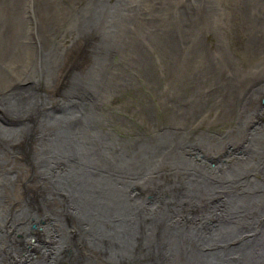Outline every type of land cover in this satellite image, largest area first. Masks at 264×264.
I'll list each match as a JSON object with an SVG mask.
<instances>
[{"label": "bare ground", "instance_id": "6f19581e", "mask_svg": "<svg viewBox=\"0 0 264 264\" xmlns=\"http://www.w3.org/2000/svg\"><path fill=\"white\" fill-rule=\"evenodd\" d=\"M74 1L78 4V6L74 7L71 4V7L64 13L65 15L63 17V19L67 18V13L75 14L77 16L76 19H72L71 23V31L74 35H70L68 28L67 30H63L64 24L66 22L63 25H59L58 27L53 26L52 28H47V30L49 29V32L46 31L48 32V34L54 31V35H52L49 40L55 42L56 39L60 37V44L56 42L55 48H50L51 50H49L50 53H53L52 59L50 60L51 64H49V66L44 69L43 73L40 67L38 68V66L36 65L35 75L30 78L31 83L22 87H18L14 90L13 88H15L16 86L10 85L11 87L8 90L9 92H0V225L5 228L3 223L8 221L9 230L11 229V232L16 230L17 222L21 216L20 207L22 200V185L24 181H26L30 176L31 171L34 169V162L45 161L49 159L50 163L53 162L54 165L58 166L61 164L62 158L67 160L65 154L67 148L70 146V143L73 140L74 133H76L74 131L75 129L77 130L78 126H83L82 122L86 118L85 113L90 110V108L86 111L76 110L65 113L66 101L70 96V91L67 88V85H72L73 83L78 81L75 74L77 68L75 65L76 62L85 65L84 68L87 72L88 66L91 68V77L95 76L94 81L98 82V87L96 86L97 91L94 102L95 105L99 106L100 112L104 114L107 107H109L108 103L110 102V98L114 95V93L121 89H125L120 86V83L125 80L124 78H128L130 80L129 82L133 84L128 86L132 89L137 88L138 90H140L139 87H142V85H152V87L156 88V90L160 89L162 91L161 87H163L164 83L162 81L156 80L159 70L153 63L152 56L150 57L149 55L143 54L144 50H149V46L151 49H153V52L157 55V57H165L166 60V58L169 56L168 54H170V56L172 55L170 57V60L166 61V65L164 66L166 67L165 71H168L172 83L174 84L168 88L170 90V92L168 93L169 95L165 96L164 98L161 97V95H154L159 96L164 100L162 102L158 101L159 103L157 105H152L151 107H153V109H156V107L159 105L161 107L168 108L171 105V107L175 109V119L173 121L172 119H170L166 123L165 121H162L163 123L158 122L157 124H153L154 122L152 123L151 121H143V125L148 128V132H150L151 135L157 129L164 133H158L156 136H149L146 133L145 137L149 140V142L148 140L146 142H142V140V143L138 144V146L134 149H137V151L135 152H137L138 154H142L143 152L142 155L138 156V160L140 161H136V163L130 165L131 167L121 166L119 170L123 173L126 172L127 175H125L128 178L134 180L137 176H140L141 173H143L142 170L143 168H145V166L148 165L149 167L151 165H149L151 158L154 160L161 152L172 154L173 158L176 159V161L173 160V162H170L172 163L171 165H174L172 170L178 172L177 174H175V176L179 178L182 184H200L210 190L211 193L208 196L210 199V203L212 204L209 205L208 210H205V212L199 211V213L196 214L199 216L204 215L209 219V221L217 222L218 228H216L217 231L213 233L203 232V234L200 235V241H203V239L209 238L210 236H215L217 234H219L221 240L225 241L222 237L224 233L222 230H225L228 226L234 225L241 213H243L245 209H249L242 206L241 203L245 202L241 200L239 193H245L244 190H247V192L245 193L246 195L247 193L252 192L256 195H260L262 194L264 188L259 187L258 192H256V189L254 187L243 189L241 185L248 187L249 184H244L245 180L243 181L242 178L241 180L235 181L236 177L242 176L243 170H240L238 172L237 170L229 168L230 165H233V162L230 160L236 157L235 159H237L239 162H242L239 159L240 156H247L246 150L244 148L241 151L237 152L228 151L227 149L220 152L219 143H216V140L211 141L209 139V142L203 143V141L199 139H193V137H191V131L196 126V123L198 122L199 124L201 118L204 117L202 115L204 112H206L207 114L208 111H213V120L208 122L209 126H207V128L210 126H216L218 127V129H220L221 135H227L226 140L223 137H220L218 139L223 143L224 146L232 143L235 150L240 149L243 139L246 138L250 140L251 144L255 143L258 144V147H264V139L262 135L263 124H261L262 126H259L255 121L258 119L260 104H256V102L254 104L250 98V89L255 83L253 80H250L249 76L247 75L248 73L253 72L256 68L250 66L246 67L245 63L243 65L239 64L242 61H238L237 63L236 58L233 57L234 51L232 50L229 43H225V40H222L221 43L218 42L217 47L213 52L210 49L211 45L207 42L208 36H213L214 32V30H212L209 25L215 21L222 23L223 18H219V16H223L226 11L222 8L220 9L219 3L224 2L218 0L215 1L214 4V2L206 3L204 0H163V2L159 3L158 0H142V2L151 3V7L145 10H140V6L138 7V4H141L140 0H115V2L113 3L112 0H70L71 3ZM83 1H88L86 3V7H82ZM232 1L238 5L237 10L239 8L238 13L239 15H241V20H243L244 22L243 27L248 29L250 28L251 30L252 28H254V21H256V26H259L258 23L264 25V22L258 19L259 14L262 13L264 15V0ZM206 5L208 7L209 13H202L201 9ZM25 9L26 17L29 20L31 11L28 9L27 2L25 4ZM161 10L165 11V16L162 17L161 22L168 24L171 21L173 15L176 13L184 17V19L181 21L182 23H184L185 25H192L191 28L193 30L202 31V35L200 36L196 45L190 32L188 33L191 35V37L187 34L180 37L176 33H170L166 37V39L169 40L168 43L160 48V42L156 36L157 32L159 31L156 27V24H158L159 22L153 20V17L155 14H159ZM187 13H190V15H187ZM33 18H35V16ZM60 18L61 20H63L62 17ZM130 20H132V23L129 22ZM226 27L227 26L225 24L221 26L222 30L226 29ZM31 28L32 25L30 24L29 30H31ZM214 29L216 33V31H218V27ZM75 31L77 32L76 34ZM218 32L217 36H220ZM217 36L215 35L216 38ZM222 36L224 37L225 34L222 33ZM76 37H78L79 43L88 42L98 46L99 56L93 59L91 55V49H93V46L88 45V56L80 55L77 59L72 58L73 53L71 52V49H69L70 46L66 43L68 42V40L73 42ZM184 44L187 48L186 54L184 58H181L182 54H184ZM247 44L248 46L245 47L246 51H251L250 47H252L251 45L255 44V42L254 40H252V38H248ZM256 45L255 48L252 47V49H254L253 52H261L263 50V46L261 45L260 47H257ZM114 50H117L118 52H114ZM196 54L200 55V57H198L200 58L199 60H197ZM116 56L119 57V60L115 62L113 61V59ZM43 58L44 56L41 57L40 61ZM106 67H108L107 73L105 72ZM72 69L75 71H73ZM87 72H85L86 75ZM134 72L139 74L136 75L137 77L141 76L144 81L142 84L141 82H132V76H134ZM42 75L45 76L46 84L38 81V79L41 78ZM196 81L200 90L196 88ZM124 86H126V84ZM40 88L45 94L44 98L37 95V91ZM259 88L262 89V86H259ZM261 91L262 97L264 93V87ZM196 101H203V104H201L202 106L197 105ZM57 106L59 107L55 110V107ZM82 107L86 108V105H82ZM54 110L57 112H55ZM184 111H186L187 116L186 118L184 116V119H180V113L182 114ZM93 114L94 111L90 112L87 116L92 117ZM115 118L116 114L112 113L110 115V120L114 122ZM100 122H104V120H102L101 118ZM125 123H128V121ZM220 124L222 125V128L219 127ZM67 125H71L70 130L65 129L64 126ZM250 126H252L251 131L247 133ZM234 127L235 132L233 130ZM257 129H259V132H256ZM135 132L136 131L133 132L134 135L136 134ZM206 136L208 135L206 134ZM75 137L74 139H76ZM23 145L24 148H22ZM220 153L224 155V159H222ZM194 155H199L202 158L208 157L210 159V162H212L213 168L206 167L205 165L202 166L201 163L194 160ZM213 156H218V158H215L216 161H214ZM183 157H186L188 161L183 160ZM76 160L77 159H75V161ZM224 167H226L225 170ZM234 173H236L234 175L236 177L233 179L232 184L226 183L227 181L223 180L224 177L226 178L225 174H228L230 177H232V174ZM22 174H24V176H22ZM215 175L223 177L217 178L220 179L223 184L215 179ZM119 184L120 182L118 183V185L113 182V187H115V189H119L120 187H122ZM89 187L90 186L88 184L87 188ZM190 188L193 192L191 191L192 193H190V195L186 196L185 198L189 200V202L200 203V205L205 204L201 203V198L203 197H201L194 191L195 186H191ZM220 189H228L230 190V194L226 196L225 193L220 192ZM232 193H234V199L232 198ZM44 195H50V191H42L39 194V196H41L40 198H43ZM225 197L228 199V201ZM231 200V205H233L232 209L229 208V203ZM25 201H27V199L24 200V203ZM24 203L22 204V208L26 205ZM27 203L28 205L32 204V201L30 200V203L27 201ZM116 203L117 205H119L118 210L123 211L125 213V217L129 214L128 217L131 218L130 222L123 223L127 226V233L136 236V224H138L142 219L137 214V208H131V206L127 205L126 201L120 198H118ZM226 205L227 208H225ZM172 207H174L173 204L168 205V210L167 212L165 211L164 218L171 219L172 216L177 213L176 210L175 213H172ZM261 207H259V203L254 202L253 208L250 210L249 215L252 212V215L254 217V215L258 214L262 210ZM60 208V203L56 200H52L48 213L49 215H52V217L56 218H52L50 220V222L54 223L53 228H49L46 231L38 234L37 242L40 245L41 239L53 238H56L53 241L57 244V238L61 237L62 235H67L68 229H70L73 224L76 228V222L73 221L69 216L65 217L63 225L62 223H59L62 216ZM223 208H225L226 210ZM157 212L158 211H155V213ZM162 216L163 214L161 216H156L160 218L158 223L154 220L150 221L153 228L152 233L150 234L160 236V239L157 240L155 238L153 242V239L151 238L148 249L158 250L161 249V247L164 248L165 246V244H161L162 237H164V235H161V233L163 232L160 226ZM262 217L264 218V216ZM262 217H260V220ZM177 221L180 223H184L185 221L195 220L178 218ZM138 233L140 234V232ZM152 237L154 238V236ZM175 241L180 242V239L178 237H175ZM27 244L29 245L31 243L28 242ZM0 245L4 244L0 241ZM35 248L38 249L37 244H35ZM169 248L174 247L169 246ZM95 249L93 250L92 248L91 250H85V256L88 257L90 254L92 256L94 255L95 264L112 263H109L106 260L107 257L104 253H102L103 251L98 252ZM34 250L35 249L31 248L27 251L34 252ZM23 251L18 247V251L14 254L17 257H24V254L22 255ZM27 251L24 252L27 254ZM260 254H262V252ZM75 255L77 256V254ZM32 258H34V256Z\"/></svg>", "mask_w": 264, "mask_h": 264}, {"label": "flooded vegetation", "instance_id": "af4514ba", "mask_svg": "<svg viewBox=\"0 0 264 264\" xmlns=\"http://www.w3.org/2000/svg\"><path fill=\"white\" fill-rule=\"evenodd\" d=\"M69 33L70 35H74L72 34L73 33L72 31H69ZM76 33L77 32L75 31V34ZM59 38L60 37H58L56 41ZM66 44L70 46L69 49H71V52L73 53L72 58L77 59L80 55L88 56L89 55L88 45L93 46V49H91L92 58L94 59L99 56L98 46L88 42L79 43L78 37H76L73 40V42L68 40ZM118 59L119 57L117 56V60ZM75 65L77 67L75 74L78 81L73 83L72 85H67L68 86L67 88L70 91V96L67 98L66 101L65 113L76 110L86 111L89 108L90 110H88L85 113L86 118L82 122L83 126H78L77 130L75 129L74 131L76 133H74L73 140L70 143V146L67 148L65 154L67 160L62 158L61 164L58 166L54 165L53 162L50 163L49 159L45 161L34 162V169L31 171L30 176L27 178L26 181H24L22 185V189H21L22 200L20 207L21 216L17 222L16 230L13 232L10 231L11 229L9 230L8 221L4 222L5 224L3 223L5 228H3L0 225V237H1L0 241L4 244V245H0V264H27V263L28 264L31 263L32 264H95L94 255L92 256L90 254L91 256L90 255L88 257L85 256V250H91L92 248L93 250L96 248L95 250H97L98 252L103 251L102 253H104L107 257L106 260L109 263L112 262L110 264H114V263L115 264H121V263L122 264H152L150 262L145 261L144 259L145 251L150 245L151 242L150 239L152 238L154 242L155 238L158 240L160 239V236L150 234L152 233L153 228L152 225L148 226L147 222H149L151 218L156 217L157 215L161 216L163 214L162 221L160 222V226L162 228V232H164V225H165L164 213L165 211L167 212L168 205H172V204L174 205V207L171 208L172 213H175V210L177 211V213L172 216V219L176 221L178 220V218L193 219L195 221L205 218L204 215L199 216L196 213H199V211L205 212V210H207L208 203L210 202L208 196L209 194H211L210 190H207L204 193V196L200 195L201 197H203L201 198V203H205V204L200 205V203L189 202V200H187L185 197L193 192L190 187L195 186L196 189V187L198 188V186H203V185L182 184L179 178L175 176V174H177L178 172L172 170L174 165H171L172 163H170L173 162V160L176 161V159L173 158L172 154H168L166 152L165 153L161 152L154 160H151V165L149 167L148 165L145 166V168H143L142 170L143 173H141L140 176H137L134 180L128 178L126 176L127 175L126 172L124 173L121 172L119 168L123 165V162L126 159L127 148L129 149V152H132L133 148L136 145L141 144L142 142H146L148 140L145 137V134L138 133L134 135L133 132L136 130L141 131L142 128H144L143 121H147V122L151 121L152 123L154 122L153 124H157L158 122L163 123L164 121L166 123L170 119H172L173 121L175 119L174 110L170 108L161 107L159 105L156 107V109H153V107L149 105H136L132 112L131 107H133V105L132 104L129 105L127 110H125L122 107V104L124 103V99H121L118 104L111 105V103L109 102L108 103L109 107H107L105 113L102 114L100 112L99 106L95 105L94 102L98 87V82L94 81L95 76L91 77L92 75V71H90L91 68L88 66V72H87L84 68L85 65H82L79 62H76ZM43 68H44V64L42 65V69ZM85 72H87V75ZM105 72L106 73L108 72V67L105 68ZM43 77L45 78V76L42 75V78ZM44 78L42 79L41 83L46 84ZM139 94L141 95V90L137 89V95L132 96L131 98L137 99ZM37 95L43 98L45 97V94L41 90V88L37 91ZM260 103H261L260 111L258 113V119L256 123L258 125L263 124L262 135L264 139V93L260 99ZM82 105H86V108L82 107ZM58 107L59 106L55 107V110ZM166 110H169L170 112H167ZM92 111H94L93 116L92 117L87 116ZM112 113L116 114V118L114 122L110 120V115ZM136 113H139L136 117L131 115V114L134 115ZM202 115L204 117L201 118L199 124L198 122L196 123V126L194 127L195 129L194 128L192 129L191 137H193V139L195 138L199 139L203 141V143H207L210 140L211 141L216 140L215 141L216 143H221L218 140L220 137H223L226 140L227 135L226 134L221 135L220 134L221 131L220 129H218V127L210 126L207 128V122L213 120V116H214L213 111H208L207 114L206 112H204ZM101 118L102 120H104V122H100ZM127 121L128 123H125ZM133 125L136 126L133 127ZM64 127L65 129L70 130L71 125H67ZM251 128L252 126H250L247 133L251 131ZM233 130L235 132V127ZM158 133H164V132L157 129L152 135L156 136ZM206 134L208 136H206ZM147 135L152 136L150 132H147ZM74 137L76 139H74ZM250 144H251L250 140L245 138L241 143L242 148L240 147V149L235 150L233 144L230 143L226 145V149L228 151L237 152V151H241L244 148L245 150L249 151ZM256 145L257 144H255V147ZM260 148L262 149V147ZM77 151H82V152H77ZM88 152L91 153L89 154ZM261 152L262 151L260 150V153ZM250 158L252 157L250 156ZM75 159L77 160L75 161ZM183 159L186 160L184 157ZM234 159H231L230 161H234ZM239 159L242 161V166L244 168V170L242 171V176L241 177L234 176L237 172L232 174L233 175L232 177H230L228 174H225L227 179L224 177L223 180H226L227 181L226 183L232 184L233 179L235 177H236L235 181L241 180L242 178L243 180L246 179L245 181H249L250 183L248 187L241 185L243 189L254 187L256 189V192H258L259 187L264 188V158L255 160L253 169H251L252 161L249 163L247 156H240ZM198 160L202 162L201 163L202 166L206 164V167L213 168V165L208 157L199 158ZM256 163L258 164L256 165ZM237 171L239 172V170ZM22 176H24V174H22ZM215 177L214 178L216 180L222 183V181L217 178H223V177L216 175ZM113 182L117 185L120 182L119 185L122 187H120L119 189H115V187H113ZM64 184L65 186L67 185L66 188ZM88 184L90 186L89 188H87ZM42 191H50V195H44L43 198H40L41 196H39V194ZM220 192L225 193L226 196L230 194V190L228 189L227 190L220 189ZM244 192L246 193L247 190H244ZM245 193H243V195H245ZM259 196L260 198L264 197V190L262 194H260ZM29 198L32 201V204L28 205L27 201L30 203ZM118 198L126 201L127 205L131 206V208H137V214L141 218H143L140 220L138 224H136L137 226L136 236L127 233V226L124 225L123 223L130 222L131 218L128 217L129 214L125 217V213L123 211L118 210L119 205H117L116 203ZM26 199L27 201H25L24 203V200ZM52 200H56L61 205L60 211L62 212V216L59 223H62L63 225L65 217L69 216L73 221L76 222V228L74 227L73 224L70 227V229H68L67 235H62L61 237L57 238V244L53 241L56 238H53V239H46V241L41 239V245H40L37 242L38 234L46 231L49 228H53L54 225V223L50 222V220L52 219V215H49L48 213ZM23 203L26 205L22 208ZM259 205L260 207L262 206L261 211H264V201L260 200ZM155 211L158 212L155 213ZM92 232L94 233V235ZM138 232H140V234ZM161 235H163V233H161ZM152 236H154V238ZM86 241L89 243H87ZM28 242H30L31 244L28 245L27 244ZM164 243H165L164 237H162L161 244ZM35 244H37L38 249L35 248ZM18 247L22 251L23 250L27 251L31 248L35 250L34 252L27 251L28 255L23 251L22 255L24 254L23 255L24 257L22 256L17 257L15 256L14 253L18 251ZM75 254H77V256ZM33 256L34 258H32ZM36 257L38 260L36 259Z\"/></svg>", "mask_w": 264, "mask_h": 264}, {"label": "rangeland", "instance_id": "374dc122", "mask_svg": "<svg viewBox=\"0 0 264 264\" xmlns=\"http://www.w3.org/2000/svg\"><path fill=\"white\" fill-rule=\"evenodd\" d=\"M204 1L206 3L214 2L215 4V1H218V0H204ZM12 2H5L4 0H0V92L2 91L3 93L5 92L7 93V91L11 87L10 85L16 86L15 88H13L14 90L18 87H22L24 85L31 83L30 78L35 75L36 65L39 68L40 66L42 67V65L44 64L43 69L40 67V69L44 71V69L48 67L49 64H51L50 60L52 59L53 53H50L49 50H51L50 48H55V42L49 39L52 37V35H54V31L48 34L49 29L47 30V28H52L53 26L58 27L59 25L61 24L63 25L66 22L64 24L63 30H67L68 28V31H71L72 19L73 18L76 19L77 17L75 14L67 13V18L63 19L65 15L64 13L69 10V8L71 7V4L74 7L78 6V4L75 1L71 3L70 0H13ZM26 2L28 3V9L31 11L29 15V20L26 17V9H25ZM87 2L88 1H83L82 7H86ZM113 2H115V0H112V3ZM158 2L161 3L163 2V0L162 1L158 0ZM221 2H224V3H219V7L220 9L222 8L226 12L223 16H219V18H223L222 23L215 21L209 25V27L212 30H214V32H213V36H208L207 42L208 44L211 45L210 49L213 52L216 49L218 42L221 43L222 40H225V43H229L232 50L234 51L233 57L236 58L237 63L238 61L239 62L242 61L243 63L240 62L239 64L243 65L245 63L246 67L250 66V67L256 68L253 72L247 74L249 76V79L253 80L255 83L250 89V93H251L250 98L254 104L256 102V104L261 105L260 103L261 92H262L261 90H263V87H264V25H262L261 23H258L259 26H256L255 25L256 21H254V28H252L251 30L250 28L248 29V28L243 27L244 22L243 20H241V15H239L238 13L239 12V8L237 10L238 5L235 4L232 0H221ZM140 3L141 4H138V7L140 6L139 7L140 10H145L151 7V3H145V2H142V0H140ZM34 11H35V14H34ZM201 12L209 13L207 5L202 7ZM187 15H190V13H187ZM34 16L35 18H33ZM164 16H165V11L161 10L159 14H155L153 17V20H155L156 22H159L158 24H156V27L159 30L156 36L160 42V48L166 45V43H168L169 40L166 39V37L170 33H176L180 37L186 34L189 35L190 37L192 35L193 41H195L194 43L196 45L197 41L202 35V31L193 30L191 28L192 25H185L184 23H182L181 21L184 19V17L179 14L175 13L171 21L168 24L161 22L162 17ZM60 17H62L63 20H61ZM258 19L264 22V15L262 13L259 14ZM129 22L132 23V20H130ZM30 24L32 25L31 30H29ZM224 24L227 27L226 29L222 30L221 26H223ZM216 27H218L219 32L216 31L215 33L214 28ZM188 32H190L191 35ZM217 32L219 33L220 36H217ZM222 33L225 34L224 37L222 36ZM215 35L217 36V38L215 37ZM248 38H252V40H254L255 44L251 45L253 48H255V45L258 44L256 46L260 47L262 45L263 50L259 53H254L253 52L254 49L250 47L251 51H246L245 47L248 46L247 44ZM56 42L60 44L59 39ZM183 46L185 47V44ZM148 48L149 50L148 49L144 50L143 54L149 55L150 57L152 56L153 63L157 66L159 70L156 80L162 81L164 83L163 87H161L162 91L160 89L156 90V88H153L152 85H149V86L142 85V87H139V89L141 90V95L139 94L138 98L135 100L134 98H131V97L137 95V90H135L137 88L132 89L128 87L133 84L129 82L130 80L128 78H124L125 80L120 83V86L125 89H121L114 93V95L110 98L111 105L118 104L121 99H124V103L122 104V107L125 110H127V108L129 107L127 105L132 104L133 107H131V111L133 112L134 107L136 105L152 106V105H157L159 103L158 101L162 102L164 100V99H161L159 96H154V95H161V97L163 98L169 95L168 93L170 92V90L168 88L171 87L174 83H172V80L167 70H166L167 71L166 73L165 71L166 67L164 65H166V61L170 60V57L172 55L170 56V54H168L169 56L165 60V57H161V56L157 57V55L153 52V49H151L149 46ZM186 49L187 48L185 47L184 54H182L181 58L185 57ZM115 51L117 50H114V52ZM43 56L44 58L40 61L41 57ZM196 57H197V60L200 59L198 58L200 57V55L196 54ZM118 60H117V56L114 57L113 59V61L115 62ZM133 75L134 76H132L133 77L132 82H141V84L144 82L141 76L139 77L136 76L139 74L134 72ZM125 84L126 86H124ZM259 86H262V89H260ZM196 88L200 90V88L198 87L197 81H196ZM196 104L201 105L203 104V101H196ZM168 108L173 109L171 105ZM166 111L169 112V110H166ZM138 114L139 113H136L134 115L131 114V115L136 117ZM180 115H181L180 119H184V116L186 118L187 113L186 111H184L182 114L180 113ZM208 122H207V126H209ZM143 126L144 128H142L141 131L136 130L135 133L136 134L138 133L146 134L148 132V128H146L145 125ZM133 127H135V125H133ZM219 127L222 128V125L220 124ZM259 129H257L256 132L257 131L259 132ZM137 146L138 145H136L135 147ZM250 146H251V150L249 147V151L246 150V154H247L248 162L250 163L252 161L251 168H254L255 160L264 158V147H262L261 149L260 148L261 146L258 147V144L255 147V143H253L252 145L250 144ZM135 147L133 148L132 152H129V149L127 148L126 150L127 156L122 166L131 167L130 165L136 163V161L138 162L140 161L138 160V156L142 155L143 152L142 154L140 153L138 154L137 152H135L137 151V149L134 150ZM22 148H24V145ZM225 149H226V146H224L222 142L219 143L220 152L224 151ZM260 150L262 151L261 153H260ZM220 155L222 159H224V155L222 153H220ZM194 156H195L194 160H196L199 163H202L198 160L199 158H202L201 156L199 155H194ZM250 156L252 158H250ZM215 158H218V156L216 157L213 156L214 161H216ZM151 160L153 159L151 158ZM232 162H233V165H230L229 168H232L234 170H239V171L244 170L242 166V162H239L237 159H235ZM206 163H209V162H206ZM150 164H151V161L149 165ZM225 169L226 167H224V170ZM245 184H250V183L249 181H245ZM258 196L259 194H257L256 197H253L251 199L254 200V202L258 203L257 202ZM225 208H227V205ZM52 218H56V217H52ZM263 219L261 218V220ZM153 220L158 223L160 218L154 217V218H151L150 221H153ZM150 221L147 222L148 226L152 225ZM258 236H261V234ZM205 239L208 241L214 240L216 243H219V241L223 242L219 234L215 236H210L209 238H205ZM43 240L46 241V239H43ZM261 242L262 243H260V246L257 247L251 254H244L245 259L240 264H264V233L262 235ZM164 252H166V254H174L176 260L170 264H183V257L180 255V251H177L175 248H169L168 251L166 248L164 249L162 247L161 249H158V250L147 248V250L145 251L144 259L145 261L150 262L152 264H168L165 261H162L160 258ZM261 252L262 254H260ZM221 259L224 260L223 258Z\"/></svg>", "mask_w": 264, "mask_h": 264}, {"label": "water", "instance_id": "95a60500", "mask_svg": "<svg viewBox=\"0 0 264 264\" xmlns=\"http://www.w3.org/2000/svg\"><path fill=\"white\" fill-rule=\"evenodd\" d=\"M4 1L12 2L13 0ZM42 79L41 77L38 81H42ZM207 190L204 186H198L195 189L201 196H204ZM239 194L241 200L245 202L241 203L242 206L249 209H245L241 213L234 225L222 230L224 232L222 237L225 241L220 243L206 239L200 241V235L203 232L213 233L218 228L217 222L209 221L206 217L197 221H185L184 223L171 218L165 220L163 232L164 249L166 248L168 251L169 246H173L177 251H180V255L183 257V264H240L244 260V254H251L262 243L264 221L260 220V217L264 216V211H260L254 217L252 212L249 215L254 204V200L251 197H256V194L253 192L247 193V195ZM234 197V193H232V198L234 199ZM260 200L264 201V197L260 198L258 196L257 202L260 203ZM211 204L209 202L208 207ZM231 204L232 200L229 203L230 209L233 208ZM260 234L261 236H258ZM175 237H178L180 242L175 241ZM160 258L168 264L175 261L174 254H166V252Z\"/></svg>", "mask_w": 264, "mask_h": 264}]
</instances>
